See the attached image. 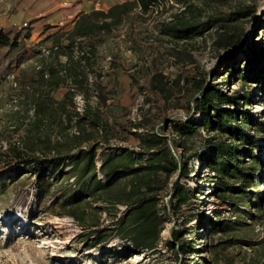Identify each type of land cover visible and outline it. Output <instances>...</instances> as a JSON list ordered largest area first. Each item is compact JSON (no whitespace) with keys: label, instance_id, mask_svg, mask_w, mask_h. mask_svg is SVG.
Instances as JSON below:
<instances>
[{"label":"trees","instance_id":"trees-1","mask_svg":"<svg viewBox=\"0 0 264 264\" xmlns=\"http://www.w3.org/2000/svg\"><path fill=\"white\" fill-rule=\"evenodd\" d=\"M156 2L123 0L107 9L81 12L72 23L47 34L36 44L39 70L25 97L33 112L28 109L23 117L27 134L32 138V150L25 152L10 146L1 151V172L9 175L4 179L14 180L30 171L37 178V202L49 195L55 183L52 177L59 181L66 175L68 180L47 207L59 206L62 210L56 213L69 215L82 224L76 245L82 243L85 250L93 251L91 254L99 252L123 258L159 250L166 216L196 192L181 179L189 177L188 163L198 157L197 173L208 167L211 174L207 181L218 184L216 194L231 210V215L226 216L216 208L207 217V223L204 217H197L199 224L208 226L206 249L211 257L203 258L205 264H232L226 261L230 257L227 250L244 243L252 250L260 247L263 255L264 238L252 243L247 232L257 225L264 227V188L261 195L256 191L257 186L264 185V157L259 153L264 121L249 110H238L236 105L251 102L250 92L246 90L250 83H257L264 94V37L245 45V62L231 67L233 72H238L243 93L224 89L215 80L194 78L197 95L188 106L191 114L184 120H170L174 143L182 149L180 154L174 150L171 137L152 134L150 138H141L144 141L141 150L121 148L98 155L99 143L93 140L99 127L105 128L108 122L105 110H101L108 96L100 79L102 69L96 66L99 47L121 34L122 23L128 25L131 34L137 32L138 7L147 12ZM182 2L184 8L168 25L174 36L188 38L216 28V43L224 41L227 46L238 38L231 23L246 15L244 9H235L229 17L221 19L215 14L205 18L202 10L187 11V1ZM262 17L264 29V11ZM30 36V30L23 34L18 30L11 35L0 26V47L25 46ZM236 43L243 47L245 42L241 39ZM45 48L50 50L47 55L42 51ZM59 89L64 90L61 97L56 96ZM77 95L85 101L82 112L76 108ZM92 96L98 98L95 105L90 103ZM196 114L199 119L195 118ZM197 141L202 150L194 148ZM36 146L40 152H36ZM164 175L165 178L176 176L170 183L169 202L163 200L167 185L163 182ZM99 201L104 203L92 204ZM118 205L125 208L119 212ZM98 209L111 217L104 227L95 218ZM181 234L182 230L171 229L166 242L168 250H186V244L177 242ZM215 235H220L218 240L214 239ZM113 240L125 243L110 245ZM247 259V264H264V258L253 260L250 255Z\"/></svg>","mask_w":264,"mask_h":264},{"label":"rangeland","instance_id":"rangeland-1","mask_svg":"<svg viewBox=\"0 0 264 264\" xmlns=\"http://www.w3.org/2000/svg\"><path fill=\"white\" fill-rule=\"evenodd\" d=\"M94 1L103 7V3L110 5L117 0ZM186 1L189 6L187 11L192 8L202 10L205 18L215 14L221 19L229 17L235 9H244L246 15L231 23L238 38L227 46L224 41L216 43V28L205 30L202 35H190L188 38L174 36L168 25L184 8L182 0H157L147 12L138 7V31L131 34L128 25L122 23L121 34L116 39L102 43L104 48L100 60L103 68L100 79L105 85L108 98L101 110H105L108 122L105 123V128L99 127L93 140L99 143V156L104 151H116L121 148L141 150L144 146L141 138H150L152 134L171 137L174 150L180 154L182 149L174 143L170 120H184L191 114L188 106L197 95L195 77L215 80L224 89L243 93V83L238 72H233L231 67H238L239 64L241 66L245 62V45L258 42L264 37V0ZM80 2L84 1L72 0L70 6L59 8L58 11H63L69 22L75 19V15L68 17L67 14H76L75 6ZM66 24L64 22L61 27L43 25L45 28L42 33L36 35L37 39H31L25 46L20 45L15 49L0 47V152L10 146L25 152L32 150V138L27 134L23 117L27 115L28 109L30 113L33 112L25 97L28 85H33L32 78L39 70V62L36 60L40 55L36 44L51 33V27L60 29ZM29 27L30 23L19 30H22L23 34L30 30ZM7 28L11 35L18 30L17 26ZM46 30L48 31L45 33ZM241 39L245 42L243 47L236 43ZM246 90L250 92L251 102L241 103L236 105V108L240 111L249 110L257 119L264 121V94L259 85L250 83ZM63 91L57 90L56 96L61 97ZM97 100L96 96H92L90 103L95 105ZM83 103L85 104V101ZM167 118L169 119L165 121ZM195 118L199 119V114H196ZM73 130L77 131L76 128ZM262 139L259 153L264 157V138ZM38 147H35L36 152H40ZM197 147L202 150L199 141L194 144V148ZM199 163L198 157L188 163L191 173L181 181L196 192L188 201L176 206L171 215L166 216L159 250L117 258L99 252L91 254L93 251L85 250L82 243L76 245L80 240L77 234L83 230L82 224L69 215L61 216L56 213L62 210L59 206L47 207L54 194L60 193L61 186L68 180L66 175L59 181L52 177L55 183L49 195L44 201L37 202L36 176L28 171L17 179H4L9 175L2 174L0 162V264H205L203 258L211 257V252L206 249L208 226L205 228L199 224L197 217H204L207 223V217L212 216L216 208L226 216L231 215V210L218 198V184L207 181L211 174L208 167L197 173ZM68 168L70 167L66 169ZM262 176L264 182V171ZM100 178L104 180L103 176ZM175 178V175L168 178L163 176V182L167 184L163 191V200L166 202L170 201L169 187ZM263 188V184L256 187L259 195L263 193ZM103 203L99 201L92 204L99 206ZM116 208L121 212L125 206L118 205ZM96 212L95 218L101 220L102 227L111 222V217L106 211L100 212L98 209ZM172 228L182 230L177 242L186 244L185 251H170L166 247ZM249 232L247 238L252 240V243H258L264 238V227L261 225ZM219 237L220 235H215L214 239L218 240ZM124 243L113 240L110 245ZM175 244L176 248H179L178 243ZM256 248L252 250L248 243L229 248L226 253L230 257L226 261L232 264H247L250 255L251 259L259 261L264 258V254L262 255L260 247Z\"/></svg>","mask_w":264,"mask_h":264},{"label":"crops","instance_id":"crops-1","mask_svg":"<svg viewBox=\"0 0 264 264\" xmlns=\"http://www.w3.org/2000/svg\"><path fill=\"white\" fill-rule=\"evenodd\" d=\"M71 1L72 0H68ZM74 1V0H73ZM84 2L77 3L76 7V14H67L68 17L75 18L79 15V12H87L93 8H104L107 9L112 6L114 3L123 1L117 0L110 5L103 3V7H101L98 2L94 0H83ZM64 0H0V26L8 29L7 27L10 26H17L18 30L22 29L24 23H30V32L31 36L26 39L28 43L31 39H37L36 35H39L43 32L44 28L43 25L50 24L52 26L58 25L61 27L64 22L72 23L74 19H71L68 22V18H65L66 14L63 15V11H58L59 8L68 7L63 5ZM75 2L73 3V5ZM90 7L89 9H86ZM4 9V10H3ZM67 13V12H65ZM78 14V15H77ZM77 15V16H76ZM65 18V19H64ZM3 22V24H2ZM58 27H51V32ZM27 29V28H25ZM17 30V31H18ZM49 30V29H48ZM46 30L45 33L48 31ZM103 46L99 47L98 50V57L96 66L98 68H103V63L100 60V56L102 55ZM113 69V68H112Z\"/></svg>","mask_w":264,"mask_h":264},{"label":"built area","instance_id":"built-area-1","mask_svg":"<svg viewBox=\"0 0 264 264\" xmlns=\"http://www.w3.org/2000/svg\"><path fill=\"white\" fill-rule=\"evenodd\" d=\"M70 4V1H68V0H64V2H63V5L64 6H68ZM24 25H27V23H24ZM49 49H43V53L44 54H49ZM76 54H79V51L76 49ZM15 77V76H14ZM16 84V83H15ZM83 97L81 96V95H77L76 96V108H77V110H79V111H83V109H84V103H83V99H82ZM79 100V101H78ZM18 143H20V141H18Z\"/></svg>","mask_w":264,"mask_h":264},{"label":"water","instance_id":"water-1","mask_svg":"<svg viewBox=\"0 0 264 264\" xmlns=\"http://www.w3.org/2000/svg\"><path fill=\"white\" fill-rule=\"evenodd\" d=\"M264 9L262 10V13H263Z\"/></svg>","mask_w":264,"mask_h":264}]
</instances>
